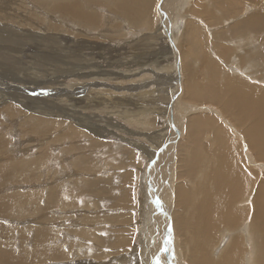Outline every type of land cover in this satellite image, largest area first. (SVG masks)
I'll use <instances>...</instances> for the list:
<instances>
[{"label":"rangeland","instance_id":"obj_1","mask_svg":"<svg viewBox=\"0 0 264 264\" xmlns=\"http://www.w3.org/2000/svg\"><path fill=\"white\" fill-rule=\"evenodd\" d=\"M57 1L62 0H51L46 5L39 0H16L8 14L0 16V29L7 37L25 26L12 15L21 11L24 19H30L34 31L72 44L84 40L85 46L78 50L83 57L71 56L64 62L38 58L35 64L25 63L13 70L5 69L0 57V76L15 72L54 76L67 89L86 85L94 80L92 77L102 78V84H89L82 96L96 91H106L111 96L105 104L93 106L96 99L84 100L74 108L68 99L63 100L65 108L68 105L76 118L81 116L85 125H79L80 129L74 125L84 132L82 136L73 135L74 139L72 135L63 138L60 127L51 128L52 140L34 136L51 127L50 123L35 121L15 126L7 135L0 134V142H11V147L14 142L28 148L24 140L41 143L28 154H37L35 163L46 170L52 167L46 173L34 170L32 177L6 168L0 172V183L21 184L19 189L0 192V201L9 205L7 210L0 205L6 212L0 213V254L3 249L16 247L22 256L18 264H199L189 262L187 257L201 251V241L195 243L187 237L185 248L178 252L175 243L168 242L171 234L174 236V225L167 218L173 207L168 194L178 179L177 163L174 161L170 168L169 161L174 154L170 145L179 140L175 124L180 139H184L188 116L208 114L214 115L209 126L211 138L217 141H202L198 156L201 166L195 171L193 187L197 197H208L209 210L220 227L215 242L202 248H209L213 264H220L217 257L222 251L226 264H264L257 259L252 242L245 244V252L233 254L241 263L228 255L229 247L240 243V237L251 235L253 239L263 190L257 185L264 179V157L253 150V142L261 143L256 131L264 128V115L249 119L240 112L252 103L264 106V36L261 48L247 40L251 32L264 33V0H255L256 4L254 0H131L141 11L144 6L142 18L130 17L117 8L115 4L122 0H84V6L92 10L88 26L76 17L54 16ZM35 6H40L41 15L26 12ZM252 16L254 20L250 22ZM52 24L59 26L57 32L44 30ZM210 37L213 39L209 43ZM247 52L254 54L243 57ZM236 54L238 57L231 59ZM201 59L207 64L201 81L208 90L201 99L191 100L182 90L186 89L188 71L199 67L194 63ZM83 65L90 67L87 78ZM228 86L231 96L225 102H214L227 92ZM211 91L215 93L211 95ZM191 108L198 109L190 112ZM7 111L6 117L18 113ZM223 116L234 123L235 131ZM48 117L53 120L57 116ZM248 130L253 132V139L244 134ZM229 132L237 141L224 140ZM242 141L254 154L246 152L251 159L249 165L238 159L244 153ZM208 148L213 149V157L203 153ZM8 164L25 169L15 161ZM245 171H251L252 176L244 177ZM220 184L226 190L237 184L245 190V197L233 202L238 188L220 195ZM226 194L229 200H224ZM228 201L239 210L237 221L224 222L217 217V209ZM46 212L49 215L42 217ZM5 238L11 246L3 241ZM221 240L226 241V246L214 255L213 249ZM0 264L8 263L0 260Z\"/></svg>","mask_w":264,"mask_h":264},{"label":"bare ground","instance_id":"obj_2","mask_svg":"<svg viewBox=\"0 0 264 264\" xmlns=\"http://www.w3.org/2000/svg\"><path fill=\"white\" fill-rule=\"evenodd\" d=\"M14 1L16 0H0V16H4L8 14L9 6ZM20 1H25V0H20ZM39 1H41L45 5L51 2V0H39ZM253 4H256L255 0L253 1ZM115 6L121 9L122 11L128 13L130 17L136 16L142 18L144 15V6H143V11H141V7L138 6V4L133 3L131 0H122L121 2L116 3ZM39 7L40 6L31 7L26 12L32 11V14L34 15H41L40 12L42 11L38 9ZM91 11H92L91 9L86 8L84 6V0H62L55 2V12L52 13L53 14L55 13L54 16L64 15L66 18L76 17L85 26H88L92 22ZM12 15L15 19L24 22L25 26L19 29L12 36H7V37L5 36V31L3 29H0V57H1V63L5 69L13 70L17 66L25 63L35 64L37 63L36 61L38 58L40 60L49 59L55 62H64L66 58H70L71 56L79 57L81 55V57H83L84 53L81 52L80 54L78 50H79V46L82 47L85 46L84 40L73 43L74 44L73 46L72 43L69 42L70 43L69 44L68 41L64 39L59 40V37L55 35H43L40 32L34 31L32 28L35 27L32 26V24L29 22L30 19H24L23 14H21V11H14ZM25 17L29 18V16H25ZM49 18H51V20H57L52 16H49ZM249 20L250 22H252L254 20V16H252ZM27 25L30 26L31 29H28ZM44 30H48L52 33H55L59 30V26L53 24L48 25ZM263 36L264 33H260L258 31L251 32L247 40L249 41L253 40L255 42V45H259V48H261L262 47L261 41ZM237 42L240 45L245 44V41L243 40H239V41L237 40ZM8 52H10L11 54ZM241 52L244 53L245 51L241 50ZM237 54L233 55L232 58L231 55H229V58L233 59L235 57H238ZM251 54H254V52L252 53L247 52L243 55V57L249 56ZM26 58H31L32 60ZM194 64H198L199 67L196 68L195 66L194 68H191L188 71L185 79L186 89H183L182 93L191 100H199L203 95L207 94V90H208L206 85L203 84V82L201 81L202 73L206 69L207 64L204 62L203 59L199 60L198 62H195ZM81 68H83L84 70L83 72L85 78L91 75V73H88L90 72L89 65L88 66L83 65ZM87 68H89V70ZM92 78H94V80L92 82H87L86 85H80L76 88H74L75 86H69L71 87V89H67L65 87L66 84L63 82H56L54 76H48V77H42L39 75L30 76L22 72L2 73L0 76V83L2 85L0 87V134L2 133L7 135V132H9L12 128H15V126L18 125L20 126L24 124L26 121H35L36 123H41V122L50 123L51 127L40 133H34L31 131L32 135L35 134L34 136H38V137L40 136L41 138H48L50 140L51 137L53 136L51 128L54 127L61 128L60 131L63 132V138H67L68 135L69 137L71 135L72 137L73 135H79V134L84 135L83 131L82 133L81 130H77L75 128V126L79 128V125L84 124L83 118L79 115L76 118V115L70 112L68 105H66L67 107L65 108L62 102L63 100L68 99L69 102H71L70 105H72V108H74L75 104L78 103L79 101L80 102L84 100L91 101L92 99L97 100V104L93 103V106L105 104L107 102L106 98L108 96H111V94L106 91H100V92L96 91V93H90L89 95L82 96V94H84L86 89L88 88L89 84H95V83L102 84L101 81L102 78H97V79H95V77ZM8 79H10L11 81H8ZM214 93L215 91H213L211 95H213ZM229 95L230 94H221L214 99V102H225ZM109 102H111V100H109ZM8 109L17 111L20 116L17 115L18 113L16 112L17 114L11 113L13 115L6 117L5 114L6 112H8L7 111ZM240 114L241 115L246 114L249 119L263 117L264 106H258L252 103L250 106L245 107L244 110L240 112ZM49 115H53L54 117L57 116L56 118L58 119L55 118L51 120L48 117ZM213 118L214 115L190 114L185 123L188 128L186 137L184 139H180L181 133L178 129V126L175 124L176 126L175 136H178L179 138L178 137L177 138L179 140L174 144L170 145L171 151L174 150V154L172 153L173 155L171 156L169 161L171 164L170 168L172 167L175 161L177 163L178 179L177 181L174 182L170 190V193L168 194L169 202L172 204L173 207L170 210V212L167 213V218H169V220L174 225V229H173L174 236L170 233L171 236L170 238L168 237L169 238L168 242L170 244L175 243L176 246L174 247L176 249V252H178L179 250L185 248V241L187 237H190L195 243L201 241L202 243L200 246L201 251L190 253L189 256L187 257V260L189 262H196L199 264H213L212 263L213 259L208 257L209 248H202V247H204L205 245H212L215 242L216 240L215 237L217 235L216 232L220 227V224L216 222L213 213L209 210L208 197L206 196L197 197L196 191L193 187V182L195 180V171L198 169V167L201 166L200 160L198 159V156H200L201 154L200 145L202 144V141H204V139L211 138L212 129L210 128L209 124L213 120ZM68 130H71L72 133H69ZM245 135L248 136L250 139L252 138L251 131L245 132ZM233 136L234 133L229 132L227 135H224V140L229 141L231 138H233ZM78 137L79 136H77L76 138ZM55 138H59V137H55ZM74 138L75 137H73V139ZM39 139H38V143H39ZM30 141H25V140L23 141V145L28 148L19 147L14 142L12 143L13 144L12 147L10 146L11 142L7 144L0 142V172H2L4 168H6L7 171H11L16 174H27L32 177L31 174L32 171L34 170H36L38 173L41 172L46 173L47 171L51 170L50 168L52 167H48V170H46L45 168L41 167V165L35 163L34 160L38 156L37 154L34 153L33 155L28 154V152L32 148L34 149L35 146H42L41 143L35 144L32 143V141L31 142ZM255 151L257 153H261V149L258 144L255 145ZM23 153L25 154V156H21V154ZM39 153L41 155L42 150L39 151ZM28 156H31L33 159L28 158ZM14 161L18 164H21L25 169H20L19 167L17 168L15 166H11L8 164L9 162H14ZM167 168H169V166ZM55 170L56 169H54V172ZM243 182H245V180H243L242 183ZM20 186L21 184L5 185L3 183H0V192L2 193L4 191H11L14 190V188L19 189ZM237 188H238V193L233 198V202H236L238 199H242L245 197V190L239 188L237 184H233V187L229 188L227 191L223 190L222 188L220 195H223L224 193L229 194ZM0 205L2 208L6 210L9 207V205L7 203H3V201H0ZM237 212H239V210L235 209L233 203L228 201L224 207H220L217 209V217L224 222L237 221L238 220L236 214ZM0 213L5 214L6 212L0 209ZM47 215H49V212L44 213L42 217ZM37 237L39 239L40 235L37 234L36 239ZM240 239H241L240 243L236 245H231L229 247V253H228V255L231 258H233L237 263H241V260L239 258L233 257V254L245 252L246 249L244 246L246 243L252 242V236L247 235L245 238L240 237ZM3 241L11 246V243H9L6 238L3 239ZM221 242L222 243L224 242V245H222ZM221 242L215 248L214 255L220 253V251L226 246L225 240H222ZM14 248L16 250V247ZM41 249H42V245H41ZM15 250L3 249L0 254V260L8 264H18L19 262L22 263V256H19L17 251ZM179 256L182 258L181 255ZM217 259L219 260L220 264H226L225 251H222L221 254L217 257ZM257 259L260 262H264V255L260 254Z\"/></svg>","mask_w":264,"mask_h":264},{"label":"crops","instance_id":"obj_3","mask_svg":"<svg viewBox=\"0 0 264 264\" xmlns=\"http://www.w3.org/2000/svg\"><path fill=\"white\" fill-rule=\"evenodd\" d=\"M195 1V0H194ZM185 4V1L183 2V5ZM186 5H184L183 9L185 8ZM195 6V3H192V7L194 8ZM198 9V7L196 8ZM195 10V9H194ZM203 10V9H202ZM264 12V11H263ZM197 13H200V11L197 10ZM191 24V23H190ZM209 26V25H208ZM199 28H201V26H199ZM192 31V30H191ZM195 31H198V29H195ZM213 38L210 37V40H209V43L211 42ZM203 46H206V43L205 45ZM225 94H230L229 92V86H228V90ZM231 95H229L228 97H230ZM227 97V98H228ZM195 109H198V108H191V111H194ZM222 116V115H221ZM228 116V115H227ZM224 117V116H223ZM228 122L231 123V126H232V130H234V128H236V126L234 125V123H232L227 117H224ZM264 118V117H263ZM253 119V118H252ZM248 131H251V130H248ZM247 132V131H246ZM252 132V131H251ZM245 134V133H244ZM256 135L257 137L259 138V140H261V143L259 142H253V150L255 151V145L258 144L260 149H261V153H258L260 155H262L264 157V128H260L256 131ZM248 137V136H247ZM249 138V137H248ZM234 141H237V138L233 137L232 138ZM243 139V138H242ZM250 139V138H249ZM253 139V132H252V138ZM215 141H217L216 139H213L211 138V142L212 143H215ZM242 145H243V149H244V153H242L238 159H240L242 161V164L243 165H249V163L251 162V159L249 158L250 155L253 154L252 152V149L248 150L247 149V143H245L244 141L241 142ZM250 151V152H248ZM246 152H248L250 155H247L246 156ZM256 152V151H255ZM203 153H205L207 156H210V157H213L214 156V151L213 149L211 148H208V149H205L203 151ZM257 153V152H256ZM254 156V154H253ZM246 157L248 158V161L246 159ZM249 162V163H248ZM212 168H214V166H212ZM263 174V173H262ZM252 176V172L251 171H245V175L244 177H250ZM221 186V184H220ZM222 187V186H221ZM258 187H262L263 190L261 192V197H260V205H259V209L257 210L256 212V222L254 224V231H253V239H252V248L254 250V253L256 255H264V179L261 180V182L259 183ZM223 188V187H222ZM223 190L227 191L226 189L223 188ZM224 200H229L228 198V195L226 194ZM222 241V240H221ZM220 241V242H221ZM220 242L218 243V245L220 244ZM217 245V246H218ZM216 246V247H217ZM213 249V254H214V250L215 248ZM185 264H194V263H188L186 262Z\"/></svg>","mask_w":264,"mask_h":264}]
</instances>
